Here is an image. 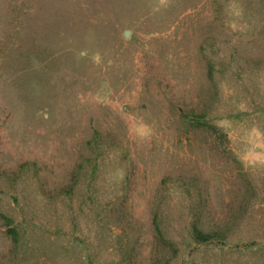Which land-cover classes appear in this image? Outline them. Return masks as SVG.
<instances>
[{
	"label": "rangeland",
	"instance_id": "obj_1",
	"mask_svg": "<svg viewBox=\"0 0 264 264\" xmlns=\"http://www.w3.org/2000/svg\"><path fill=\"white\" fill-rule=\"evenodd\" d=\"M0 264H264V0H0Z\"/></svg>",
	"mask_w": 264,
	"mask_h": 264
},
{
	"label": "trees",
	"instance_id": "obj_2",
	"mask_svg": "<svg viewBox=\"0 0 264 264\" xmlns=\"http://www.w3.org/2000/svg\"><path fill=\"white\" fill-rule=\"evenodd\" d=\"M201 234L203 235V233L201 232ZM201 235V236H202ZM210 238V236L208 234H204L202 237H201V240H208Z\"/></svg>",
	"mask_w": 264,
	"mask_h": 264
},
{
	"label": "water",
	"instance_id": "obj_3",
	"mask_svg": "<svg viewBox=\"0 0 264 264\" xmlns=\"http://www.w3.org/2000/svg\"><path fill=\"white\" fill-rule=\"evenodd\" d=\"M129 34H130V33H129V30H126V31H125V36H129Z\"/></svg>",
	"mask_w": 264,
	"mask_h": 264
}]
</instances>
